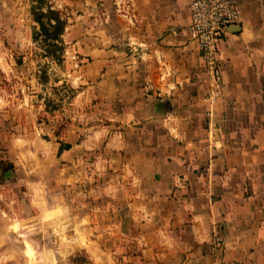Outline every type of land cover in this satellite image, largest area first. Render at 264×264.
<instances>
[{
    "label": "crops",
    "instance_id": "obj_1",
    "mask_svg": "<svg viewBox=\"0 0 264 264\" xmlns=\"http://www.w3.org/2000/svg\"><path fill=\"white\" fill-rule=\"evenodd\" d=\"M52 1L81 62L69 82L93 120L71 122L57 152L68 145L59 154L74 166L99 150L129 191L133 223L119 234L130 250L113 264H264V0H236L214 101L186 31L189 0Z\"/></svg>",
    "mask_w": 264,
    "mask_h": 264
},
{
    "label": "rangeland",
    "instance_id": "obj_2",
    "mask_svg": "<svg viewBox=\"0 0 264 264\" xmlns=\"http://www.w3.org/2000/svg\"><path fill=\"white\" fill-rule=\"evenodd\" d=\"M43 1L0 0V264H113L130 250L129 191L99 150L74 166L57 152L71 122L93 120L67 76L79 58L35 33L45 4L63 11Z\"/></svg>",
    "mask_w": 264,
    "mask_h": 264
},
{
    "label": "built area",
    "instance_id": "obj_3",
    "mask_svg": "<svg viewBox=\"0 0 264 264\" xmlns=\"http://www.w3.org/2000/svg\"><path fill=\"white\" fill-rule=\"evenodd\" d=\"M188 6L186 31L195 41L203 67L208 72V99L214 101L222 95L223 90L221 43L228 33V27L239 23L241 7L236 0H189ZM230 264L249 263L239 259Z\"/></svg>",
    "mask_w": 264,
    "mask_h": 264
},
{
    "label": "trees",
    "instance_id": "obj_4",
    "mask_svg": "<svg viewBox=\"0 0 264 264\" xmlns=\"http://www.w3.org/2000/svg\"><path fill=\"white\" fill-rule=\"evenodd\" d=\"M38 2L44 3L43 0H38ZM45 9L44 12H40L39 16L35 18L38 22V30H35V33L48 36L52 41H55L52 43L54 46L56 45L59 49L63 50L64 41L62 33L67 25V19L59 9L53 8L51 5L45 4ZM64 147L67 148L68 145L61 142L58 152L60 153Z\"/></svg>",
    "mask_w": 264,
    "mask_h": 264
},
{
    "label": "water",
    "instance_id": "obj_5",
    "mask_svg": "<svg viewBox=\"0 0 264 264\" xmlns=\"http://www.w3.org/2000/svg\"><path fill=\"white\" fill-rule=\"evenodd\" d=\"M234 27H237V25L230 26V27H228L227 30H230V29H232V28H234Z\"/></svg>",
    "mask_w": 264,
    "mask_h": 264
}]
</instances>
